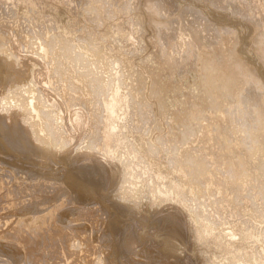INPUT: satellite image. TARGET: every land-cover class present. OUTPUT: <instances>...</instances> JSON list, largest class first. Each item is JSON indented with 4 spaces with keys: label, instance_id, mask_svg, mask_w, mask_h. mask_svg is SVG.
<instances>
[{
    "label": "bare ground",
    "instance_id": "6f19581e",
    "mask_svg": "<svg viewBox=\"0 0 264 264\" xmlns=\"http://www.w3.org/2000/svg\"><path fill=\"white\" fill-rule=\"evenodd\" d=\"M13 149L31 172L0 177V264L58 245L60 264H133L141 244L159 264L182 222L197 264H264V0H0V161ZM46 174L59 202L31 194Z\"/></svg>",
    "mask_w": 264,
    "mask_h": 264
},
{
    "label": "rangeland",
    "instance_id": "374dc122",
    "mask_svg": "<svg viewBox=\"0 0 264 264\" xmlns=\"http://www.w3.org/2000/svg\"><path fill=\"white\" fill-rule=\"evenodd\" d=\"M66 3L68 2V1H65ZM69 4V3H68ZM13 127H15V129H17L18 131H19V133H21V134H24V129H25V126L20 122V121H17V122H14L13 123ZM21 127V128H20ZM24 128V129H23ZM14 150V152H10V155H12V158L10 157L9 158V161L7 162L6 160H2V161H0V162H2L1 163V166H0V177H1V179L3 178V186L5 187L4 189H7V187L10 189V190H14L15 191V189H17L18 188V183L21 181V178L25 175V173L27 172L28 174H30V170L29 169H26L27 167H29L30 165H27V163H20L19 162V160H18V156H17V153L18 152H20V150H16V149H13ZM9 151H10V149H9ZM16 155H14V154ZM22 153V152H21ZM14 156V157H13ZM1 157V156H0ZM16 157V158H15ZM20 158H27L26 157V155L23 153V155L22 154H20ZM10 159H12V161L10 160ZM29 160H31L30 162H32V163H34V162H36V159H34V158H31V159H29ZM33 160H34V162H33ZM11 161V162H10ZM5 162V163H4ZM9 163V164H8ZM20 163V164H19ZM15 164V165H14ZM82 164V165H81ZM10 165V166H9ZM19 165V166H18ZM9 166V167H8ZM12 166V167H11ZM26 166V167H25ZM60 166V165H59ZM86 166V167H85ZM17 167H18V169H17ZM69 169L71 168V170L72 169H74V168H82V169H88L89 167H94L95 168V165L94 164H92V163H83V162H78V163H72V164H70L69 166H67ZM25 168V169H24ZM54 167H52V169H53ZM14 169V170H13ZM23 169V170H22ZM55 169V168H54ZM103 169H106L104 166H103ZM4 170H6L5 172H4ZM25 170H27L26 172H25ZM15 171V172H14ZM20 171V172H19ZM30 171V172H29ZM107 171H108V169H107ZM10 174H9V173ZM18 172V174H16ZM25 172V173H24ZM23 173V174H22ZM26 173V174H27ZM3 174V175H2ZM4 174H5V176H4ZM46 176L47 177H45V175L43 176V177H41L40 179H41V192L39 191H37V190H35V191H33V192H31V194H34V192H35V195H37V196H41V200H42V197H45V198H48L49 196V198H51L52 200H53V202H59L58 201V199L60 198V195H59V198L57 197V194H58V191L57 190H54V185H53V183L56 181V179H58V178H55L53 175H51V174H46ZM7 177H9L8 179H12L11 181L10 180H8V182H7ZM12 177V178H11ZM44 178H46L45 180H44ZM49 178V179H48ZM50 178H53V179H50ZM55 178V179H54ZM0 179V181H2ZM47 180V181H46ZM55 180V181H54ZM59 180V179H58ZM8 183V184H7ZM11 184H13L12 186H11ZM8 185V186H7ZM15 188V189H14ZM64 188V187H63ZM4 189H2L3 191H0V216H6V217H8V216H12L11 218L9 217V219H7L5 216L2 218V217H0V231L2 230V231H4L8 226H9V224H11V222L15 219L14 217H13V215H14V213H15V211H14V209H13V207L11 208V205H9L10 204V199H11V197H9V199H7L6 197H5V199H6V202L5 201H3L4 203H2L1 202V200H5V199H2L1 197H3L4 198V196H3V194H5L6 193V191H4ZM65 189V188H64ZM60 190V189H59ZM17 191V190H16ZM28 192V191H27ZM43 192V193H42ZM57 192V193H56ZM70 193V192H69ZM48 197H47V196ZM70 195V194H69ZM21 196V195H20ZM17 197H19V195L17 196ZM25 198H21L20 200H22V199H26V200H29L30 198H29V196L28 197H26V196H24ZM57 197V198H56ZM70 198V197H69ZM37 200H40V197H37ZM40 200V201H41ZM94 201V200H93ZM9 202V203H8ZM91 202H92V200H91ZM8 204V206H7V204ZM94 202H92V204H93ZM34 204V203H33ZM35 204H37V203H35ZM91 204V206L89 205V207L87 208L88 209V211L89 210H91V209H93L92 211L94 212H96V213H98L97 212V210H95L94 208H96V207H98V211L101 209V207L98 205L97 206V204L96 203H94L93 205ZM2 205H4V206H2ZM168 205V204H167ZM96 206V207H95ZM5 207V208H4ZM90 207H91V209H90ZM172 206H169L168 205V207H166V208H164V210H163V215H172V214H174L175 215V217H178L179 218V220L181 221V219L183 220V217L179 214V213H177L175 210H173V208H171ZM175 207V206H174ZM2 209H3V211L4 210H6V211H2ZM9 209V210H8ZM80 209V208H79ZM78 209V210H79ZM12 210V211H11ZM7 211H9V212H7ZM3 213H4V215H3ZM82 214V213H81ZM147 216H149L148 214H146V217ZM5 220H8L9 221V223L7 224V225H5L4 223V221ZM2 222V223H1ZM75 222V221H74ZM1 224H2V226H1ZM166 224V223H165ZM165 224H164V226H165ZM91 225H92V228H94V233H93V235H91V237L92 238H96L97 239V237L99 236V234L101 235V234H103L104 233V230H103V228L100 226V224L98 223L97 225H99L100 227H96L97 225H96V223H90V224H88V228H90L91 227ZM96 225V226H95ZM181 226H182V228H181V230H182V236L180 237V239L182 240V238H183V240L184 241H181V242H185L184 243V245H179L178 244V242H175V245L176 246H178L182 251H180V250H178V252H176L175 253V256L174 257H172V258H166V257H161V255L162 254H158V255H160V256H156V257H151L153 254V256H155L157 253H159V251L158 250H156V248H149V250H154L153 252H152V254L150 253V252H148L149 253V255H148V257H150V259L149 260H152V259H154V260H156L155 261V263H157V260H158V263L159 264H161V263H164V264H169V261H171V259H172V261L170 262V264H180V261H181V259H182V261H181V263L182 264H197V260H196V255H194V254H191V251H189V248H190V250H191V248H192V245H190L191 243H192V241H191V238H190V232H189V230H188V228H187V225L185 224V223H183L182 222V224H181ZM99 229V230H98ZM97 230V231H96ZM101 231H102V233H101ZM83 232H84V230H83ZM97 232V233H96ZM88 233H90V231H88ZM87 232L85 233V234H88ZM90 236V235H89ZM96 236V237H95ZM81 239H83L84 240V238H81ZM91 238H89L88 239V241L85 239V242H86V244H89V243H91V240H90ZM186 239V240H185ZM189 240V241H188ZM95 245H96V247H97V244H96V242H95ZM140 245V244H139ZM145 245V244H144ZM188 245H190V247L188 246ZM90 246V247H89ZM89 246H87V248L86 247H84L85 248V250L87 249V250H90V251H93V246H91V245H89ZM143 247H145V246H143L142 244L140 245V246H137V248L135 249V253H138L139 251V253L136 255V256H134V257H136V258H134L133 257V259H135L134 260V262H133V264H143L144 262H147V260H145V250H146V247L145 248H143ZM189 247V248H188ZM60 247H59V245L57 246V248H56V250H55V253H56V255H55V253L54 252H52V253H50V254H47L48 256H46V254H45V256H41L42 258L41 259H43V263L45 264V263H47V264H60L59 263V260L61 259L60 257H61V255H60V249H59ZM188 248V249H187ZM144 249V250H143ZM188 251H187V250ZM148 250V251H149ZM33 251H34V249H33ZM144 251V252H143ZM35 252V251H34ZM109 252V251H108ZM155 252H156V254H155ZM183 252L184 253H186V254H183ZM141 253H143L142 255H145V256H143L144 257V262H143V257H141L142 255H140ZM35 255H39V251H36L35 253H34ZM182 254V256H180ZM189 256H188V255ZM140 255V256H139ZM192 256H193V258H192ZM196 256V257H195ZM57 258V260H56V258ZM138 257H140L139 259H137ZM161 259H160V258ZM189 259H188V258ZM60 258V259H59ZM156 258V259H155ZM158 258V259H157ZM195 258V260L193 261L192 259H194ZM59 259V260H58ZM146 259H147V257H146ZM159 259H160V261H159ZM165 259V260H164ZM177 259V260H176ZM189 261H188V260ZM55 260V261H54ZM138 262H137V261ZM142 260V261H141ZM153 260V261H154ZM164 260V261H163ZM169 260V261H168ZM187 260V261H186ZM199 260H200V258H199ZM163 261V262H162ZM178 261V262H177ZM183 261H184V263H183ZM143 262V263H142ZM165 262H168V263H165ZM187 262V263H186Z\"/></svg>",
    "mask_w": 264,
    "mask_h": 264
},
{
    "label": "clouds",
    "instance_id": "9594fccd",
    "mask_svg": "<svg viewBox=\"0 0 264 264\" xmlns=\"http://www.w3.org/2000/svg\"><path fill=\"white\" fill-rule=\"evenodd\" d=\"M203 86L208 90L219 88L225 78V63L219 57H211L201 70Z\"/></svg>",
    "mask_w": 264,
    "mask_h": 264
}]
</instances>
